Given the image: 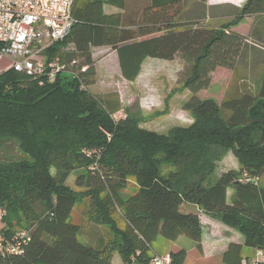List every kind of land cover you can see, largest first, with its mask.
Segmentation results:
<instances>
[{
    "label": "trees",
    "instance_id": "obj_1",
    "mask_svg": "<svg viewBox=\"0 0 264 264\" xmlns=\"http://www.w3.org/2000/svg\"><path fill=\"white\" fill-rule=\"evenodd\" d=\"M111 2L123 13L107 14L106 0H74L68 35L46 51L65 65L54 81L0 73V236L15 243L22 224L28 235L0 264H111L114 254L122 264H150L159 236H184L200 251L199 214L185 212L186 205L243 237V244L227 245L222 264H248L243 247H264V76H256L264 71V31L249 44L228 29L262 14L264 29V0H246L217 28L180 23L183 0H152L133 13L123 0ZM103 46L116 51L127 82L146 58L182 60L177 81L189 93L182 108L193 123L160 134L129 115L115 119L116 95L88 91L96 82L91 49ZM218 68L232 72L223 97H199ZM228 151L239 170L213 180ZM243 174L257 183L239 181ZM72 176L76 190L67 185ZM78 203L84 216L73 223ZM169 255L183 264L186 251Z\"/></svg>",
    "mask_w": 264,
    "mask_h": 264
},
{
    "label": "rangeland",
    "instance_id": "obj_2",
    "mask_svg": "<svg viewBox=\"0 0 264 264\" xmlns=\"http://www.w3.org/2000/svg\"><path fill=\"white\" fill-rule=\"evenodd\" d=\"M125 8L134 7L135 0H123ZM105 9L120 11L116 7L110 5L111 0H106ZM105 53L99 49H91V57L94 65H96V82L94 85L88 87L91 95L102 97L106 94H114L120 101V111L115 113V119L123 118L126 115L134 117L141 128L153 130L160 134H167L174 127H187L194 121L189 112L183 110L184 101L189 98V93L177 81V73L183 67V61L179 58L171 61H156L145 62L142 64L141 72L134 82H127L117 74L116 62L114 59L108 58L103 60ZM223 70L216 69L211 76V84L208 89L202 90L198 93L201 98H214L218 102L222 98V91L228 80L224 76ZM70 76L69 73L63 72L62 76ZM216 170L213 174V180L216 179L221 173L227 171L239 170L238 161L231 153L223 152L220 160L216 163ZM67 185L73 189L74 177H70ZM260 185L264 187V176L260 180ZM131 188L129 191L132 189ZM76 190V189H75ZM133 190V189H132ZM85 206L83 203H78L71 215L70 221L79 223L84 216ZM5 215V210L0 206V228L3 227L2 217ZM201 215V221L204 228V236L206 239L210 237L208 230V223ZM219 222V221H218ZM222 231H216L219 241H224L227 238L225 231H235L228 226L219 222ZM17 225V223L15 222ZM23 225V224H22ZM17 226V232H23L24 226ZM90 233L88 229L83 230ZM238 237H242L235 231ZM223 236V237H222ZM222 237V238H221ZM78 240L86 243L83 235H78ZM202 242V241H201ZM226 242V241H225ZM175 246L184 248L187 251L186 264H222L219 256V249L205 248V258L200 261L199 257L203 254V250L198 251L195 243L184 236H179L175 241H167L161 236L151 244L150 253L165 252ZM112 264H121L118 254H114ZM242 256L248 259L255 258V251L252 248L243 247ZM185 264V263H184Z\"/></svg>",
    "mask_w": 264,
    "mask_h": 264
},
{
    "label": "built area",
    "instance_id": "obj_3",
    "mask_svg": "<svg viewBox=\"0 0 264 264\" xmlns=\"http://www.w3.org/2000/svg\"><path fill=\"white\" fill-rule=\"evenodd\" d=\"M74 0H0V73L13 70L32 79L54 81L65 65L49 59L46 51L62 41L73 24L71 10ZM85 68L82 69L84 71ZM42 82V81H41ZM241 182L257 183L258 178L243 174ZM25 231L13 237L15 243L0 236V255L17 254ZM255 258L248 264H264V247L254 250ZM150 264H173L169 254L155 255Z\"/></svg>",
    "mask_w": 264,
    "mask_h": 264
},
{
    "label": "crops",
    "instance_id": "obj_4",
    "mask_svg": "<svg viewBox=\"0 0 264 264\" xmlns=\"http://www.w3.org/2000/svg\"><path fill=\"white\" fill-rule=\"evenodd\" d=\"M136 3L134 5V7H131L128 11L130 13L136 12L146 6L151 5L152 0H135ZM246 2V0H206L204 2H201L199 0H183V6L181 9V14L178 17V20L180 23H199L203 26H211V27H220L226 23H229L231 20L234 19V17L237 14V11L244 5V3ZM104 11L107 14L110 13H116V12H120L123 13V11H114V10H106L105 6H104ZM262 15H257V16H251V17H245L243 18V20H241L240 22H238L237 24H235L234 26L230 27L228 30L235 32L239 35H241L244 38V41L246 43L252 44V37L253 35H255L257 37H261L262 32L264 31L263 27H262ZM129 29H133L129 28ZM94 49H99L102 50V52L105 53V56L103 58V60H106L108 58L114 59L116 62V68H117V74L118 76L121 77V73H120V69H119V65H118V58H117V53L115 50H112L110 47L107 46H103V47H97V48H93ZM156 61H165V60H161V59H153V58H146L144 60L143 63L145 62H156ZM172 62V61H171ZM247 62L250 64L251 59L250 57L247 58ZM96 66V65H95ZM96 69V67H95ZM249 69V68H247ZM223 70V74L224 76H226V72H228L227 77L228 80L226 82V85L222 91V97L224 95V92L228 86L229 80L231 78V74L232 72L226 69H221ZM249 70L244 71V75L248 74ZM213 75V73H212ZM257 77H263L264 76V71H260L259 74H256ZM122 78V77H121ZM231 190H228V195H230ZM185 212H196L199 214V218H200V223H202L201 221V215H203L202 217L204 219H206L208 225V230L210 231V237L209 239L205 238V234H204V228L203 225L202 226V242H201V247L203 250V254L199 257V260L202 261L205 258V251L207 247H209V249H219V256L221 258V254L225 251L227 245L229 243H238V244H243V237H238V235L236 234L235 231H225L227 238L224 241H219V237H217V235L215 233H217L216 231H220L222 234V227L220 225V221L218 222V220H215L205 214H203L196 206L194 205H186L185 207ZM223 237V236H222ZM221 237V238H222ZM226 241V242H225ZM178 249H184V248H180L179 246H175L173 245V247L165 252H154L153 254L156 255H164V254H169L171 251H175ZM185 250V249H184ZM186 251V250H185ZM152 254V255H153ZM187 251H186V257H188L187 255ZM114 259V256L112 258V260ZM121 260V258H120ZM122 264V260L120 262ZM184 263L186 264V258L184 260ZM183 263V264H184ZM112 264V261H111Z\"/></svg>",
    "mask_w": 264,
    "mask_h": 264
}]
</instances>
